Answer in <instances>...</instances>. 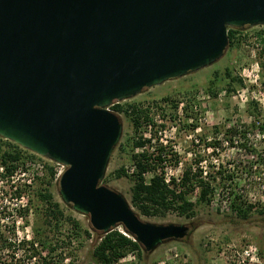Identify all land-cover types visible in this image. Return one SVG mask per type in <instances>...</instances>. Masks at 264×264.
I'll return each mask as SVG.
<instances>
[{"label": "water", "instance_id": "water-1", "mask_svg": "<svg viewBox=\"0 0 264 264\" xmlns=\"http://www.w3.org/2000/svg\"><path fill=\"white\" fill-rule=\"evenodd\" d=\"M264 0H0V136L64 166L62 202L144 252L192 231L144 221L103 185L123 124L108 107L216 62Z\"/></svg>", "mask_w": 264, "mask_h": 264}, {"label": "rangeland", "instance_id": "rangeland-1", "mask_svg": "<svg viewBox=\"0 0 264 264\" xmlns=\"http://www.w3.org/2000/svg\"><path fill=\"white\" fill-rule=\"evenodd\" d=\"M238 30L241 31L237 34L239 44L229 46L228 43L224 54L213 64L119 101L123 106L141 102L143 107L150 108L158 123L165 120V128L157 127L158 134L178 156L176 166L163 163L166 177L179 164L181 170L184 166H205L211 170L208 175H211L213 192L210 202L196 205L195 214L190 218L176 213L141 215L131 204L130 177L115 176V170L121 166L127 174L135 167L130 159L135 136L131 119L124 112L117 113L123 130L101 183L120 192L142 220L190 223L192 231L183 240L166 242L152 252H144L140 246V254L137 250L129 251L124 261L118 260L115 264H264V195L260 194L264 187V55L259 56L261 47L255 34L263 31L264 26ZM226 68L231 76L242 81L232 83L231 91L226 89ZM215 71L218 72V94L212 97L206 88L215 78ZM164 96L173 97L177 108L160 100ZM233 127L238 131L230 141L227 129ZM12 143L0 139L3 146L0 155L14 150ZM16 150L20 151V158L13 164L18 169L25 170L26 160L37 159L43 164V170L30 184L25 185L20 177L17 190L8 182L0 186V264H99L92 256L98 231L91 230L88 215L74 212L61 201L55 180L46 187L53 200L60 204L64 218L45 220L46 206L36 191L45 186L46 164L54 162L21 146ZM55 168L63 171L65 167L56 164ZM2 193L12 197L20 195L21 201L17 200L18 206L12 208ZM238 200L254 205L246 218L238 217L232 209L233 202ZM67 217L78 221L79 227ZM116 228L123 232L121 226ZM85 229L90 232L89 236L84 233ZM247 247L255 248V257H246L243 252Z\"/></svg>", "mask_w": 264, "mask_h": 264}, {"label": "trees", "instance_id": "trees-1", "mask_svg": "<svg viewBox=\"0 0 264 264\" xmlns=\"http://www.w3.org/2000/svg\"><path fill=\"white\" fill-rule=\"evenodd\" d=\"M227 33L229 46H233L235 42L238 45L240 36L237 34H241V31L235 28H228ZM255 34L261 47L259 56L262 57L264 55V30L256 31ZM225 75L228 79L227 91L232 90V83H242L240 78L231 76L228 68L225 69ZM214 76L215 78L210 80L206 88V92L212 97L218 94L216 88L217 71L214 72ZM160 100L170 104L174 109L177 108L176 100L173 97L164 96ZM109 108L116 114L124 112L131 119L135 136L131 142L133 153L130 159L135 169L131 174H127L124 167L121 166L115 170V176L117 178L121 176L130 177L132 181L130 188L131 204L141 215L154 217L176 213L179 216L190 218L195 214L196 205L210 202L213 192V187L209 181L211 175L209 173V180L203 179L200 168L192 169L190 166H184L178 177L170 175L169 181H166L163 163L168 162L172 167L176 166L178 156L175 152H172L171 145L167 146L163 143L162 137L158 134L160 129L165 128V120H161L158 123L154 115L151 114L150 108L148 106L143 107L141 102L128 103L125 106L119 102H114ZM162 118H164L163 114H161ZM157 127L160 129L157 130ZM259 129H262V126ZM237 131L234 127L227 129L230 141L233 140L231 137L236 135ZM241 131L242 135H245L244 130ZM12 145L14 150L3 151L0 155L1 163L8 172L14 170L15 164L13 162H17L20 158V151L16 150L20 146L16 143H12ZM55 165V163L46 164L47 172L43 180L45 186L36 191V195L43 202V205L46 206L44 217L47 222L51 221L49 219L58 221L64 218L60 204L53 200V195L46 187L53 180L57 182V168H55ZM210 171L209 169L208 172ZM253 208V204H245L240 200L233 202L232 205V209L240 218H246ZM67 219L75 227H79L78 221L70 217H67ZM84 233L86 236L90 235L87 229L84 230ZM96 235V244L92 250V256L96 263L115 264L129 251L137 250L140 254V245L130 236L117 230V228L110 230L106 234L96 232ZM30 243L33 244L34 242L31 241Z\"/></svg>", "mask_w": 264, "mask_h": 264}, {"label": "built area", "instance_id": "built-area-1", "mask_svg": "<svg viewBox=\"0 0 264 264\" xmlns=\"http://www.w3.org/2000/svg\"><path fill=\"white\" fill-rule=\"evenodd\" d=\"M0 139L10 141V140L5 139L1 136H0ZM0 148H3V146L1 144H0ZM24 166H25V170H20V169H18V166H15L14 170H11L8 172L5 168V166L0 162V186L4 183L8 182V183H10L11 188H13V190H17V187H18L17 180H19L20 177L21 178L23 177L22 181H24L25 185L30 184L32 182V180L35 178V175L40 174L43 170V164L41 162H39L37 159L26 160L24 162ZM181 167H182L181 164H179L177 166V169L174 172H170V175L178 177V175L180 174L178 172L181 171ZM133 168L135 169V167H133ZM199 168L202 170L201 176L203 177V179L209 180L208 170L205 169V166H200ZM192 169H196V168L193 167ZM131 171L133 172V170H131ZM61 172H62V170L57 171L56 178H58V176L60 175ZM27 174H28V176H27ZM25 175H26V178H24ZM165 178H166V181H169V175L167 177L165 176ZM260 194L264 195V187L262 188V190H260ZM1 195H3V193ZM3 198H4V201H7L8 204H10L12 208L13 207L15 208L18 206V204L16 203L17 200L19 202L21 201L20 195L14 196V197H12L11 194H9L8 196L3 195ZM1 209H2V207H1ZM243 253L246 255V257H249V258H251V256L252 257L256 256L255 248L247 247ZM123 257H121L119 260L124 261Z\"/></svg>", "mask_w": 264, "mask_h": 264}, {"label": "flooded vegetation", "instance_id": "flooded-vegetation-1", "mask_svg": "<svg viewBox=\"0 0 264 264\" xmlns=\"http://www.w3.org/2000/svg\"><path fill=\"white\" fill-rule=\"evenodd\" d=\"M190 224V223H189ZM191 225V224H190ZM191 228H192V226H191Z\"/></svg>", "mask_w": 264, "mask_h": 264}]
</instances>
